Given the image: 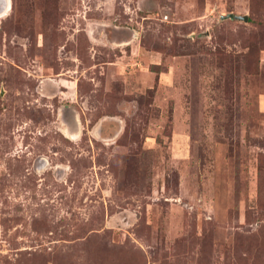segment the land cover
<instances>
[{"label":"rangeland","instance_id":"374dc122","mask_svg":"<svg viewBox=\"0 0 264 264\" xmlns=\"http://www.w3.org/2000/svg\"><path fill=\"white\" fill-rule=\"evenodd\" d=\"M0 264H264V0H9Z\"/></svg>","mask_w":264,"mask_h":264},{"label":"water","instance_id":"95a60500","mask_svg":"<svg viewBox=\"0 0 264 264\" xmlns=\"http://www.w3.org/2000/svg\"><path fill=\"white\" fill-rule=\"evenodd\" d=\"M0 1L2 2V6H1L0 11L3 12L7 2H6V0H0ZM222 18H235L238 20H243L244 22L248 21V17L246 15H234L233 13L222 15Z\"/></svg>","mask_w":264,"mask_h":264},{"label":"bare ground","instance_id":"6f19581e","mask_svg":"<svg viewBox=\"0 0 264 264\" xmlns=\"http://www.w3.org/2000/svg\"><path fill=\"white\" fill-rule=\"evenodd\" d=\"M6 6H5V8H4V10H3V13H5L7 10H8V6H9V0H6Z\"/></svg>","mask_w":264,"mask_h":264}]
</instances>
